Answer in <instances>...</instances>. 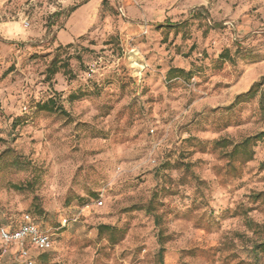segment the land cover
Masks as SVG:
<instances>
[{"label": "rangeland", "instance_id": "1", "mask_svg": "<svg viewBox=\"0 0 264 264\" xmlns=\"http://www.w3.org/2000/svg\"><path fill=\"white\" fill-rule=\"evenodd\" d=\"M190 13L183 35L155 26ZM226 48L233 62L218 68ZM56 55L70 74L48 85ZM170 67L190 74L167 81ZM260 77L264 0H0V224L37 216L54 239L37 264H264V233L246 226H264V197L253 198L264 141L237 177L228 149L212 147L264 130V80L227 108ZM49 97L66 114L36 109ZM76 211L81 220L60 228ZM99 224L122 239L98 236Z\"/></svg>", "mask_w": 264, "mask_h": 264}, {"label": "trees", "instance_id": "2", "mask_svg": "<svg viewBox=\"0 0 264 264\" xmlns=\"http://www.w3.org/2000/svg\"><path fill=\"white\" fill-rule=\"evenodd\" d=\"M77 6H73L71 10L76 8ZM200 10H203L206 12V15L208 17V12L206 9L202 6L199 7ZM197 16L193 15L190 13L188 18L182 20V21H177V22H171L168 19H165L162 23H158L155 26L161 29L165 34L173 33L175 35L177 34H185L186 28L188 27V22L190 19H195ZM52 24H47L46 25V30H49L51 28ZM212 29H218L221 28V25L219 23H212L211 25ZM69 46V45H67ZM60 48V46L58 47ZM216 64L217 67L219 68L221 65H223L226 62L232 63L233 62V57L231 56L229 50L223 49L217 56L216 59ZM59 70H63V75L64 76H69V69L68 65L66 62L59 61L57 55L54 56L46 66L44 70V82L47 83L48 85L51 84V81L53 77L59 72ZM190 74V71H185L182 68H177V67H170L165 73V79L167 81L172 80L174 78L178 77H183V76H188ZM264 80V77H260L259 80L253 82L249 88L242 93H239L235 95L233 102L229 105L230 108L233 105L247 102L251 99H253L257 93L259 92L260 86L262 85ZM36 109L41 112H47V113H60V114H66L65 110L63 107L59 104H56L55 100L52 97H49L46 101L42 103H37ZM260 110L264 112V102L263 100H260ZM264 141V130H261L253 135L246 136L242 138L240 141L233 143L230 141L228 138H220L212 141V147L213 149H220V150H225L223 151L222 156L226 160L225 162V168L227 175H230L231 177H237L240 167L248 162H250L253 157H254V147L259 143ZM260 169H264V163L260 164ZM31 183H27L25 186L21 185H12V188H14L16 191H23L24 189L27 188L28 185ZM264 197V191H261L257 194H254V200H259L260 198ZM151 202L150 204L147 205L146 211L149 214H152L153 209H151ZM83 207V206H82ZM30 215L34 222L41 228L42 230H46L39 222L37 219V216L30 214V213H24L23 215ZM67 215V214H66ZM65 216V215H64ZM21 217V219H22ZM154 222L156 225H159L158 222V215H153ZM62 219V218H61ZM81 220V217L79 221ZM61 221V220H60ZM59 221V223H60ZM21 223V220L19 223H15L12 220H8L5 223L0 224V226L7 227L9 229H15L18 227V225ZM75 224V223H74ZM72 225V224H71ZM246 226L251 229V228H256L258 231L264 233V226L259 225L254 223L251 220L246 221ZM64 228V227H60ZM97 234L98 236H105L111 244H116L118 241H120L123 237V232L119 229H116L110 225L107 224H99L97 227ZM158 244H159V249L157 256L159 258V262H162V257L163 253L165 251V248L163 247L164 244V237L160 234L158 235ZM52 251V250H51ZM51 251L47 252H41L37 253L34 256V262L35 264L40 263L46 256H48ZM1 253V250H0Z\"/></svg>", "mask_w": 264, "mask_h": 264}, {"label": "built area", "instance_id": "3", "mask_svg": "<svg viewBox=\"0 0 264 264\" xmlns=\"http://www.w3.org/2000/svg\"><path fill=\"white\" fill-rule=\"evenodd\" d=\"M28 23H24L27 27ZM145 68L140 65V72ZM102 200L96 201V206H102ZM81 217V212L76 211L62 217L60 227H66L77 223ZM16 247V252L12 259L6 264H35L34 256L37 253L51 251L54 248L53 234L48 230H42L34 222L33 218L23 215L21 223L15 229L0 226V255L4 254L8 247ZM31 250L33 253H31Z\"/></svg>", "mask_w": 264, "mask_h": 264}]
</instances>
